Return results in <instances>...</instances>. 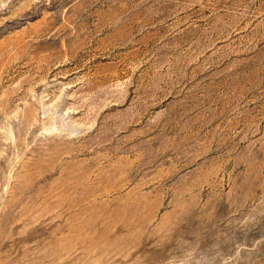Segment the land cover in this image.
I'll return each instance as SVG.
<instances>
[{
    "label": "rangeland",
    "instance_id": "rangeland-1",
    "mask_svg": "<svg viewBox=\"0 0 264 264\" xmlns=\"http://www.w3.org/2000/svg\"><path fill=\"white\" fill-rule=\"evenodd\" d=\"M0 264H264V0H0Z\"/></svg>",
    "mask_w": 264,
    "mask_h": 264
}]
</instances>
